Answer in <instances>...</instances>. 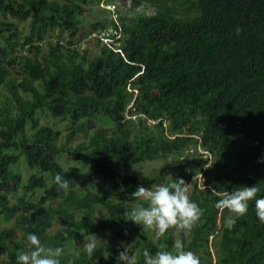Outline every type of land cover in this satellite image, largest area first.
<instances>
[{"label": "trees", "instance_id": "trees-1", "mask_svg": "<svg viewBox=\"0 0 264 264\" xmlns=\"http://www.w3.org/2000/svg\"><path fill=\"white\" fill-rule=\"evenodd\" d=\"M122 1L132 10L144 2L158 9L121 17L120 45H102L92 56L76 43L88 0H0V213L15 218L20 233L0 264H16V254L29 250V232L45 247L62 248L61 264H118L125 247L101 243L89 258V238L136 225L124 213L146 204L132 195L138 187L179 179L204 212L187 235L170 229L160 243L171 250L180 241L206 264L214 236L218 264H264L255 200L244 216L214 206L222 193L245 186L264 197V0H190L184 16L155 0ZM21 23H29L28 33ZM112 23L98 20L94 29ZM57 29L69 36L50 40ZM41 111L69 121L65 144L60 130L42 124ZM66 152L90 165L91 180L110 183L109 196L78 189L82 170L64 167ZM191 156L200 168L189 169ZM173 157L180 169L173 178L124 172ZM21 159L36 170L28 182L16 170ZM57 174L69 181L67 190L55 183ZM98 204L104 214L97 221ZM57 219L64 225L53 232ZM11 235L0 230V251ZM135 237L129 253L144 264V250H158L154 232Z\"/></svg>", "mask_w": 264, "mask_h": 264}, {"label": "clouds", "instance_id": "clouds-1", "mask_svg": "<svg viewBox=\"0 0 264 264\" xmlns=\"http://www.w3.org/2000/svg\"><path fill=\"white\" fill-rule=\"evenodd\" d=\"M236 31L239 32L240 29ZM54 179L60 188L67 190L69 181L64 176L57 174ZM259 191L254 185L224 192L214 206L219 210L227 209L237 216H244L248 212L249 201L255 200V214L258 220L264 223V197L256 198ZM132 195L146 204L138 202L130 211L126 209L124 219L142 225L143 230L151 229L154 232L153 242L158 249L154 254L144 250V264H200L196 255L184 250L182 242H175L171 250L160 243L173 228L187 235L203 215L204 209L188 195V184L179 179L156 185L151 190L138 187ZM26 240L29 250L16 254V264H61L62 248L45 247L33 232L27 233ZM101 243L96 236L91 237L84 246L85 254L89 258L94 257ZM117 261L118 264H138L136 255L130 254L128 248L120 251Z\"/></svg>", "mask_w": 264, "mask_h": 264}, {"label": "rangeland", "instance_id": "rangeland-1", "mask_svg": "<svg viewBox=\"0 0 264 264\" xmlns=\"http://www.w3.org/2000/svg\"><path fill=\"white\" fill-rule=\"evenodd\" d=\"M156 2L162 4L164 7H170L175 10L177 15L184 16L186 11L189 12V7L191 6L190 0H155ZM118 5L121 12V17H127L131 15L138 14H153L157 11L158 6L153 3L144 2V4L135 9H130L129 6L125 5L122 0H88V3L84 4L85 8H87L88 13L82 16V37L76 41L77 46L80 51L84 52L88 50L90 55H96L101 46L105 44H101L98 37L96 36V30L94 29V24L99 20L111 21V13L109 11V5ZM105 8V9H102ZM108 9V10H107ZM25 33L29 32V23H21L20 24ZM86 34V35H85ZM69 36L68 31H61L57 29L51 36L50 40H59L61 37ZM0 56V60H1ZM41 122L45 126L52 127L54 129L60 130L62 132L61 139L59 143L65 144L66 135L70 128V123L68 120L60 121L55 119L48 111H41L39 114ZM99 124L104 126H110V122L108 118L104 116L99 117ZM85 139L84 135H80L72 145L76 146L80 142ZM59 160L63 163L64 167H78L82 170V178L78 182V189L82 191H95L98 192L102 197L109 196L111 185L110 183L105 182L102 178H96L91 180L92 178V169L90 165L83 164L80 161L75 160L69 152L64 153L60 156ZM191 160L189 169H198L200 168V162L197 156H191ZM179 162L176 158H171L167 160H155V161H145L141 164L133 165L129 169L124 172L127 173H136L141 177H148L156 174H167L170 178H173L179 174ZM16 170L22 173L25 182H28L30 177L36 172V170L30 168L27 163L21 159L19 164L16 167ZM199 178H203V174L200 173L198 175ZM50 179L49 176H47ZM203 181V180H202ZM156 186V185H155ZM37 196H40L38 194ZM41 197V196H40ZM34 198V197H33ZM35 199V198H34ZM16 201V199H13ZM104 214V210L101 208V205L98 204V214L96 220L98 221L100 217ZM62 219H57L55 222V226L53 228V232H55L58 228L63 226ZM12 230V235L7 241V247L0 251L1 258H6L8 254L16 249V243L20 240V233L16 227V219L15 218H7L4 214L0 213V230L3 229ZM137 229L138 231L134 230ZM148 229L143 230L142 225H134L128 226L127 229H122L121 227H117L115 230H101L97 232L95 235L98 239L102 241V243H109L112 247L122 246L130 248L136 242V235L138 232L142 233L147 231ZM175 231V228H173ZM176 233V231H175ZM177 234V233H176ZM94 237V236H93ZM90 239V238H89ZM210 251L211 255L208 256L206 264H218L219 259V251L217 250V244L219 239L217 237H212ZM71 251H74V246H70ZM195 255V254H194Z\"/></svg>", "mask_w": 264, "mask_h": 264}, {"label": "built area", "instance_id": "built-area-1", "mask_svg": "<svg viewBox=\"0 0 264 264\" xmlns=\"http://www.w3.org/2000/svg\"><path fill=\"white\" fill-rule=\"evenodd\" d=\"M109 11L111 13V18L113 23L106 28L97 32L96 36L101 41L102 44H111L114 43L116 45H120V40L123 36V31L120 23L121 12L118 5H109ZM132 106V105H131ZM153 123V122H152ZM169 122L165 121L164 127L168 128ZM194 151V150H192ZM205 157L207 158L208 155ZM213 237V236H212Z\"/></svg>", "mask_w": 264, "mask_h": 264}]
</instances>
